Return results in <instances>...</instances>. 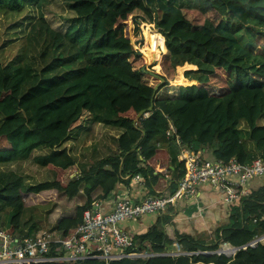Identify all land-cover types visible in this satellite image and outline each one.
<instances>
[{
  "label": "trees",
  "instance_id": "1",
  "mask_svg": "<svg viewBox=\"0 0 264 264\" xmlns=\"http://www.w3.org/2000/svg\"><path fill=\"white\" fill-rule=\"evenodd\" d=\"M175 1L63 0L73 16L64 29H55L42 12L50 0H0L5 17L26 18L28 6L36 9L27 18L18 55L0 61V167L30 161L52 175L29 183L14 170L0 171V228L18 237L43 229L34 223L40 220L34 218L35 206L26 213L24 198L48 191L68 200L85 196L72 215L50 228L63 238L82 223L96 188L103 199L116 184L140 175L155 196H169L184 168L173 139H165L168 121L181 148L209 150L213 160L223 162L264 158V0H194L187 6ZM147 24L155 29L146 27L144 44L158 47L160 57L137 48ZM171 82L181 86L159 94ZM141 111L147 115L137 118ZM94 125L117 132L115 151L63 180L76 162L66 143L75 140V129ZM162 143L173 149L170 155ZM166 171L172 177L165 178ZM169 218L158 216L145 233L134 235L133 249L161 254L173 243L184 252L212 251L222 243L242 246L264 234V184L230 210L231 224L213 245L164 231ZM197 263L264 264V243L231 259L193 254L109 264Z\"/></svg>",
  "mask_w": 264,
  "mask_h": 264
},
{
  "label": "built area",
  "instance_id": "2",
  "mask_svg": "<svg viewBox=\"0 0 264 264\" xmlns=\"http://www.w3.org/2000/svg\"><path fill=\"white\" fill-rule=\"evenodd\" d=\"M167 126L165 139H173L178 149L177 158L184 168L183 176L172 194L166 197L148 196L139 201L121 198L108 211H101L100 202L94 201L89 209L83 211L82 223L66 238L53 230H40L31 236L18 237L0 228V264H77L85 260L109 264L123 258L145 260L156 256L188 257L193 254L222 255L231 259L239 250L263 244L264 234L239 247L222 243L212 251L184 252L177 243L161 254L136 252L133 249V236L119 227L121 222L165 212L181 198L195 196L202 186H210L222 194L224 203L233 204L247 195L245 184L249 180L264 179V158L257 157L248 164L238 163L234 159L228 162L210 160L201 151L181 148L172 122L168 121ZM132 179L142 182L140 175H134Z\"/></svg>",
  "mask_w": 264,
  "mask_h": 264
},
{
  "label": "crops",
  "instance_id": "3",
  "mask_svg": "<svg viewBox=\"0 0 264 264\" xmlns=\"http://www.w3.org/2000/svg\"><path fill=\"white\" fill-rule=\"evenodd\" d=\"M84 126H87V124H85ZM83 131L85 130L81 128L79 133H77L76 135L80 137L81 133H84ZM77 136H74V141L77 140ZM116 136L117 132L116 135H113V137L116 138ZM84 139L89 142L90 146H92L91 150L93 151V146H95V144L92 143L91 139L87 137L86 131L84 134ZM110 142L113 145L108 149L103 141L101 146H104V148L98 152H104V154L99 155L98 158H96L94 157V155L97 154L96 151L94 155L89 156L90 161H87V157H84L83 155L86 154L87 156V151L84 149V143L82 141H78L76 147L75 145H73L74 148H77L78 150L76 153L71 152L74 155L76 162L73 167L67 170H71L73 172L69 175V178L78 175L81 172V167H83L84 165H90L95 160L101 159L109 153L115 151L116 148L114 145V139L112 138ZM248 145L252 146V143H249ZM66 147L70 148L68 147V145H66ZM160 147L166 149L169 152V155L173 152V149L170 148L168 143H162ZM95 148H97V146H95ZM201 152L203 153L205 158L213 160L209 150L202 149ZM176 160L179 162L178 158ZM172 168L173 166L169 164V169L172 170ZM164 177L169 178L172 177V175L170 174V172L166 171ZM124 180L127 181L124 183L116 184L114 186V189L103 199L98 198V196L101 195V190L99 188L93 190L91 193L92 202L99 201L101 211H108L111 209L114 202L121 198H128L132 201H139L148 196H155V194L152 193L146 187L143 182V179L140 183L134 181L132 177H130V179ZM263 184V178H253L249 180L245 184V190L247 191V195L244 197H247L252 191L256 190ZM77 197L83 198L84 200L82 203H84L85 196L84 194H82V192ZM239 202L240 201L233 204H226L223 201V196L221 193H219L215 189H212L210 186H202L198 189V192L195 196L189 198H181L179 202L177 201L175 205L171 207L170 212H168L170 210V208H168L165 212L158 213L156 215H149L142 217L138 220L121 222L119 224V227L132 236L140 235L145 233L147 229L156 222L158 216L168 214L170 216L168 221L169 226H164V231L171 230L172 232H176L180 235H188L194 240V242L204 246H210L217 242V235H219L220 231L225 229L229 224H231L230 210L233 207L237 206ZM48 212L49 210L46 211V214ZM59 219L60 218L56 219L55 223ZM46 225L47 227L49 226L47 223ZM219 227L220 230L218 231Z\"/></svg>",
  "mask_w": 264,
  "mask_h": 264
},
{
  "label": "rangeland",
  "instance_id": "4",
  "mask_svg": "<svg viewBox=\"0 0 264 264\" xmlns=\"http://www.w3.org/2000/svg\"><path fill=\"white\" fill-rule=\"evenodd\" d=\"M194 3V0H177L175 1V5L177 6H187L192 5ZM43 15L45 19L49 22V24L55 28V29H64L67 26V19H70L72 17V13L69 12L63 2V0H50V4L47 7L42 8ZM36 15V9L35 7H32V5L28 6L27 8V15L25 18L21 16H14V17H5L3 13L0 12V61L3 59L6 62L13 61L15 57L20 52V46L22 45V37L24 36V33L26 31V24L29 22L27 18H30V16ZM21 22V23H20ZM13 23H17V26L15 29L12 28ZM22 25V26H21ZM21 26L20 28H18ZM148 27L147 25H142V39L141 42L138 43L137 48L139 50H151L157 54L158 57L161 56L162 53L160 52L159 48L156 47L155 49L147 46L144 44V30ZM150 31L152 30L149 28ZM179 78V77H178ZM182 86L187 85V82L185 79L181 78ZM173 82L169 83L167 87H164L160 90V93H163V91L168 90V92H175V89L177 86L181 85H173ZM79 132V129H75L72 133L73 136H75ZM84 133H81V136L78 137L76 141H70L67 142L66 145L70 147L72 152L76 153L77 148H74L77 146V142H83L84 149L87 151L86 154H83L84 157H87V161H90L89 156L94 155V153L97 151V154L94 155V157L98 158L99 155H103L104 152H98L101 149L104 148V146H101L103 141L105 143V146L109 149L112 147V143L110 140H112L113 135L116 134L114 130L106 129L102 126L94 125L93 127H90L88 131H86L87 137L91 139L92 143L97 146H93L94 150H91V147L89 142L84 139ZM65 145V146H66ZM88 145V146H85ZM103 151V150H102ZM81 159V158H80ZM7 169L14 170L18 174H21L26 177L29 183H38L43 181H49L52 180V175L47 169L39 168L35 165H33L30 161H25L23 163H16L12 164L7 167H0V171H6ZM73 172L71 170L66 171L65 175L63 176V180L67 181L69 179V175ZM57 193L54 191H48L44 192L40 195V197H34L33 195H30L29 198L27 197L28 201L25 200V203L27 207L25 208L26 213L30 211V206H35V217L36 219H40L37 222H34L37 225L44 224V228L41 230H48L54 225L55 220L58 218H61L66 215H71L74 212L75 206L78 204H81L83 202V198L76 197L73 200H68L62 196H56ZM94 195V194H93ZM179 202V200H178ZM49 210V212L46 215V211ZM25 213V214H26ZM27 215V214H26ZM46 215V220H45ZM29 218V215L26 216V219ZM25 220V218L23 219ZM49 223H48V222ZM46 223L49 225L47 227Z\"/></svg>",
  "mask_w": 264,
  "mask_h": 264
},
{
  "label": "water",
  "instance_id": "5",
  "mask_svg": "<svg viewBox=\"0 0 264 264\" xmlns=\"http://www.w3.org/2000/svg\"><path fill=\"white\" fill-rule=\"evenodd\" d=\"M147 26L150 27V28L153 29V30L155 29V26H151V25H149V24H147ZM162 83H163V80H162V81H161V82L155 87V90H156V89L159 87V85H161ZM150 109H151V107L149 108V110H150ZM144 114H145V113H144L143 111H141L140 113H138L137 118L142 117ZM72 177H73V176H72ZM72 177H71V178H72ZM86 187L89 188V185L87 184Z\"/></svg>",
  "mask_w": 264,
  "mask_h": 264
},
{
  "label": "clouds",
  "instance_id": "6",
  "mask_svg": "<svg viewBox=\"0 0 264 264\" xmlns=\"http://www.w3.org/2000/svg\"><path fill=\"white\" fill-rule=\"evenodd\" d=\"M48 230H50V229H48Z\"/></svg>",
  "mask_w": 264,
  "mask_h": 264
}]
</instances>
